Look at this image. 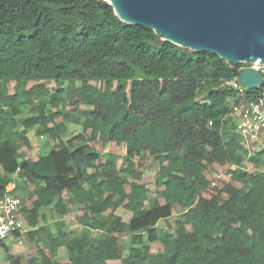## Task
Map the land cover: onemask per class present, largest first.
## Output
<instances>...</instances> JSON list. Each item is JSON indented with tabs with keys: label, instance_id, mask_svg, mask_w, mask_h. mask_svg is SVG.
<instances>
[{
	"label": "trees",
	"instance_id": "obj_1",
	"mask_svg": "<svg viewBox=\"0 0 264 264\" xmlns=\"http://www.w3.org/2000/svg\"><path fill=\"white\" fill-rule=\"evenodd\" d=\"M244 68L124 23L104 0H0V200L22 188L7 189L16 176L26 237L45 248L22 263L2 242L11 264H61L60 248L62 264H264V139L246 148L234 117L242 96L223 86ZM67 121L90 136L68 138ZM32 133L54 142L36 160L21 152ZM111 143L121 167L102 153ZM214 164L230 181L207 198Z\"/></svg>",
	"mask_w": 264,
	"mask_h": 264
},
{
	"label": "water",
	"instance_id": "obj_2",
	"mask_svg": "<svg viewBox=\"0 0 264 264\" xmlns=\"http://www.w3.org/2000/svg\"><path fill=\"white\" fill-rule=\"evenodd\" d=\"M127 24L152 29L163 41L207 51L226 62L264 63V0H110ZM239 82L252 91L261 74L244 68Z\"/></svg>",
	"mask_w": 264,
	"mask_h": 264
},
{
	"label": "rangeland",
	"instance_id": "obj_3",
	"mask_svg": "<svg viewBox=\"0 0 264 264\" xmlns=\"http://www.w3.org/2000/svg\"><path fill=\"white\" fill-rule=\"evenodd\" d=\"M246 67H251V62H245L243 63ZM45 87L47 86L48 88L54 87L53 83H45ZM77 86H80V83L78 82L76 84ZM33 86V83L28 84V88H31ZM9 92L10 94H13L14 92V86L11 85L9 86ZM37 102L40 103H48V98H41L37 99ZM70 109V107H68ZM86 109H91L86 107ZM19 121H22V118H18ZM66 127H67V137H75L78 135H84V136H90V131H84V128L81 125H76L74 122L67 121L66 122ZM20 130H23V128H20ZM29 138L31 140V146L24 148L21 150V152L24 154L26 158H29L31 160H36L40 155H45L48 154L51 150H53L54 142L47 140V138H42V137H36L34 133L29 135ZM100 142H95L94 146L97 147V149L100 148ZM262 143H258V146H261ZM122 148L116 147L114 144H110L103 154L107 153H114L116 155V163L118 167H121L123 164V159H122ZM177 156H180V154H176ZM149 162V161H147ZM148 164V163H146ZM229 167L227 166H220L218 164L214 165H208L205 168V176L207 179H209L211 185L209 189L204 193V196L207 198L212 197L216 189H221L224 187L226 183H229L230 178L227 176V171ZM13 184H9L7 189L11 193L16 185H20L22 188H17V191L13 193V196L17 199L19 202L20 200L24 199L27 195V189L24 188L23 183L19 182L18 178L16 176L13 177ZM156 179V175H146L145 178L143 179V182L147 184L151 189H154L153 187V182ZM212 183H215V186H212ZM81 205H74L70 209V213L65 217L66 219V224L68 227L69 232H78V226L76 222V218L81 215V210H80ZM45 215L47 217V221L41 220L40 225L44 226L47 224L52 225V214L51 211L45 210ZM117 215L121 216V218L125 221L128 222L130 219L131 214L123 209H120L117 211ZM171 223L174 224L175 221L171 220ZM28 233V232H27ZM130 242L131 238H123L121 239V244L123 247V256H127L129 253V247H130ZM7 246H9L10 249V254L12 256L13 260H18L21 261L22 263H25L27 261L37 259L40 260L41 255L39 251L43 248L42 245H37L35 242L29 240L26 237V233L22 234L21 237L19 238H11L6 241ZM45 248H43L44 250ZM152 251L156 252L158 251L157 245H154L152 247ZM46 253H49V251L46 249ZM7 254L0 249V264H11L10 260L7 258ZM68 259V253L65 248H60L56 252V257L55 261L58 263H64Z\"/></svg>",
	"mask_w": 264,
	"mask_h": 264
},
{
	"label": "built area",
	"instance_id": "obj_4",
	"mask_svg": "<svg viewBox=\"0 0 264 264\" xmlns=\"http://www.w3.org/2000/svg\"><path fill=\"white\" fill-rule=\"evenodd\" d=\"M251 63L249 67L262 76L261 86L250 91L239 82V77L223 82L227 90L235 91L242 96V100L234 103V117L247 149H251L254 142L264 139V63L261 61ZM246 92H253L254 95L247 99ZM212 185L215 186V183ZM28 230L17 199L13 195H7L0 200V244Z\"/></svg>",
	"mask_w": 264,
	"mask_h": 264
},
{
	"label": "clouds",
	"instance_id": "obj_5",
	"mask_svg": "<svg viewBox=\"0 0 264 264\" xmlns=\"http://www.w3.org/2000/svg\"><path fill=\"white\" fill-rule=\"evenodd\" d=\"M260 61V60H259ZM246 68H250V67H246ZM255 143V142H254ZM254 143H253V145H254ZM253 145H252V147H253ZM252 147H251V149H252ZM247 148V147H246ZM213 184V183H212ZM213 186V185H212Z\"/></svg>",
	"mask_w": 264,
	"mask_h": 264
},
{
	"label": "bare ground",
	"instance_id": "obj_6",
	"mask_svg": "<svg viewBox=\"0 0 264 264\" xmlns=\"http://www.w3.org/2000/svg\"><path fill=\"white\" fill-rule=\"evenodd\" d=\"M106 1H108V2H109L110 0H106ZM252 62H253V61H252ZM255 62H258V61H255Z\"/></svg>",
	"mask_w": 264,
	"mask_h": 264
}]
</instances>
